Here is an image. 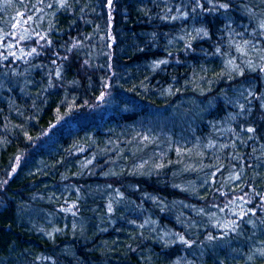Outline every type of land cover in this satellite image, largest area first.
Returning a JSON list of instances; mask_svg holds the SVG:
<instances>
[{"label":"trees","instance_id":"trees-1","mask_svg":"<svg viewBox=\"0 0 264 264\" xmlns=\"http://www.w3.org/2000/svg\"><path fill=\"white\" fill-rule=\"evenodd\" d=\"M0 40V264L264 263V0H0Z\"/></svg>","mask_w":264,"mask_h":264},{"label":"rangeland","instance_id":"rangeland-1","mask_svg":"<svg viewBox=\"0 0 264 264\" xmlns=\"http://www.w3.org/2000/svg\"><path fill=\"white\" fill-rule=\"evenodd\" d=\"M22 22L20 21V19H18V20H15L13 23H12V25H11V29H20L21 27H22ZM14 41H17L18 42V40H14ZM3 44V42H2V40H0V46ZM3 46V45H2Z\"/></svg>","mask_w":264,"mask_h":264},{"label":"snow or ice","instance_id":"snow-or-ice-1","mask_svg":"<svg viewBox=\"0 0 264 264\" xmlns=\"http://www.w3.org/2000/svg\"><path fill=\"white\" fill-rule=\"evenodd\" d=\"M111 2V0H109V3ZM251 131V129H249Z\"/></svg>","mask_w":264,"mask_h":264},{"label":"water","instance_id":"water-1","mask_svg":"<svg viewBox=\"0 0 264 264\" xmlns=\"http://www.w3.org/2000/svg\"><path fill=\"white\" fill-rule=\"evenodd\" d=\"M262 264H264V263H262Z\"/></svg>","mask_w":264,"mask_h":264}]
</instances>
